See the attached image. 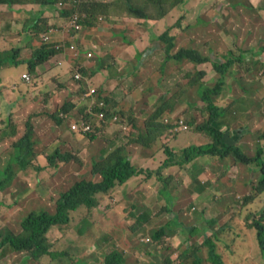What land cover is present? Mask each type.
<instances>
[{"label": "rangeland", "instance_id": "374dc122", "mask_svg": "<svg viewBox=\"0 0 264 264\" xmlns=\"http://www.w3.org/2000/svg\"><path fill=\"white\" fill-rule=\"evenodd\" d=\"M195 1L190 0V3L193 5L187 12L185 21L189 26L194 25V27H197L189 31V34H193L191 39L195 40V44L197 43L198 49L204 55L210 54L209 47L213 40L217 41L218 44H222L219 50L224 51L225 45L221 41L225 42V40L223 37L222 39L214 38L213 34L220 32L221 35L222 30L226 32L234 31L241 38L244 34L249 36L247 33L248 30L255 27H262V23L264 22V12H260L264 0H261L257 5H253L250 0H198L200 2V6L198 7L194 4L198 1ZM63 3L69 4L70 7L75 6L74 1L72 3L63 1ZM225 3L228 4L225 5ZM247 4L249 7L248 10ZM225 6L227 15L229 16L228 20L225 19L227 18L224 11ZM240 8L243 9L240 13H245L236 19ZM12 10L14 9L9 8L6 4H0V51L12 48L13 44L18 43L19 40L24 38L20 30L22 26L24 27V24L26 25L28 23V17H25V14L21 15L20 18H23V20L13 23L12 20H14V17L11 14ZM172 10L173 8L169 9L170 16L174 17L178 12L177 9ZM241 17L244 19L242 22ZM238 19L241 22L239 25L236 24ZM111 20L113 21V28L117 26L115 31H123V27L129 29L132 27L131 25H134L135 30L140 29V34H143L145 31L146 35L150 38V32L152 31L148 29V26L152 23L142 22L139 25L138 22L134 23L132 19L127 18ZM9 21L11 22L9 23ZM172 21L170 20L169 22ZM221 21H229L232 23H230V27L224 28L221 25ZM169 22H164L163 24ZM63 24L65 26V21L60 20L55 23V26H59L60 28L53 26L59 31L60 37L63 36V32L65 35L68 34ZM241 24L245 25L244 34L239 29ZM104 30L105 26L104 28L91 30L87 34L84 31V40L86 42L89 40L93 41L92 36L94 34L101 36L99 33ZM184 37L185 32L181 34L180 41L183 44H188V38L186 37L187 40H184ZM224 44L227 43L225 42ZM26 47L22 50V55L24 54V56H28V52H30V48ZM214 47L216 48L215 45ZM218 53L217 51V55ZM214 59L217 60V56ZM136 64L141 65L139 61ZM147 64L142 65L145 75L148 76L147 79L143 75V77L135 80L138 77L137 73H135L137 70L134 69V65H128L129 70H134L135 72H131L129 78L126 80L122 78L121 80H123L126 86L122 89L117 85L116 90H118L125 103H130L132 105L131 107L142 118L146 116L143 112L162 104L161 98L163 95L167 98L177 96L173 113H171L172 116L170 114L166 115L165 113L161 117V120L164 119L165 122V119L169 118L171 123H174L177 118H182L185 124H187L188 129H176V126L170 125L163 134L166 133L173 138L181 136L183 140L180 144H189L186 141V135L193 133L196 124H193L192 121L202 119L204 103L198 94L199 83H197V80L186 89L181 86H186L191 77H200L198 73L199 68L206 72V75L202 78L200 77L199 80L213 85L214 77L212 76L211 62L199 66L188 62L184 65L183 71L172 70V76H167L166 78H164L165 71L161 73L160 70L167 62L163 64L160 58L156 56L154 62L149 61ZM56 65L58 67H52L47 71H43L42 76L40 78L39 76L37 77L39 81L37 78H33L34 75L29 70H26V64L19 66L9 65L3 67L0 71V76L2 75L3 77L0 81V163H5L11 157L12 145L27 133V124L32 123L33 133L31 138L35 143L34 156H37V159L34 157V165H43L40 166L43 168L42 171H36L35 168H30L26 172L19 171L12 185L3 193H0V228L5 225L15 233L21 231V222L29 213L40 210L51 213L55 212L56 203L61 193L67 191L76 181L83 178L88 180L97 179V176L92 174V162L90 159L80 160L77 156L81 152L80 148L82 146L80 145V148H78L75 138L64 135V131L69 129L68 122L64 120L62 124H57L52 115L55 110L61 109L63 100L67 98L66 95L68 92L75 99H78L82 95V90L73 80L71 71H64L62 69L63 66ZM245 67H247V64H244L243 67L238 66L235 68V72L232 75L227 73L224 87H228L229 82H231V88L223 92V97L227 103H229L228 96L230 93L234 95L242 92L241 87L246 86L243 84L249 82L250 79ZM25 72L31 75L30 81H26L22 77V74ZM62 73L63 78L59 79ZM188 73H190V76L186 75ZM260 73L264 74V72L258 71L257 69L252 75L261 76ZM142 74L141 72L140 75ZM61 81H63V86L60 84L62 83ZM263 92L264 89L262 90V94H264ZM113 103H115V106L111 109L117 112L121 110L126 112L128 110L126 104L123 107H118L117 102ZM240 105L242 104L240 103ZM259 119V114L253 113L249 121H258ZM109 133L111 140L117 138L115 133ZM231 136L234 138V135ZM88 142L90 140L85 139L83 144H89ZM148 142H152V144H166L159 137L155 140H147L145 143ZM162 149L164 150V148ZM56 150H60L63 154H69L72 161L62 163V161L57 160L56 162L59 168L50 167L47 157L53 155ZM126 152H128L127 148ZM40 155H43L44 158L38 161ZM92 155L94 161H98L100 151L93 152ZM177 155L179 154L177 153ZM206 155L211 156V154ZM157 157L165 162L168 158V153L160 152ZM139 165L144 167V169L151 167L149 161H143ZM44 168L46 169L44 170ZM181 174L185 177L187 176L184 172H181ZM144 180V178L140 177L136 180V183L141 184ZM127 187H131V184L125 185L120 191L117 189L114 190L112 192L114 194L113 198H109L108 200L111 208L117 207L123 209L120 213L115 211L118 214L115 218L110 219L107 216L106 209H104L105 205H102L96 211L80 209L72 215L69 225L50 230L47 238L49 240L50 251L56 254L54 259L50 256H44L41 259V263V261H33L27 253H15L9 247H6L4 250H0V264H61V257L65 254L73 258L68 264H79V260L84 264H102L105 253L108 254L114 249L122 250L125 253V264H191V255L197 248H201L200 251L204 257L207 256V248L203 245L204 237L202 235L195 237L180 235L179 242L173 246L165 239V235H171L166 230V233H164V236L160 240H154L153 236L165 227L163 225V218L166 214L159 215V209L154 207L156 214L153 218H149L145 222H139V215L137 213L141 208H136L132 202L126 207L123 199L127 194ZM243 196L244 193H241L239 196L236 195L231 198V213L240 210ZM219 197L217 195L218 199ZM217 198H214V202H217ZM261 203L260 197L258 196L257 201H255V206ZM153 204L156 205V201ZM193 207L188 208V211ZM195 211L205 213L207 215L206 220H218V224L208 230V236H212L231 215V213L218 212L212 204H206L203 207L197 208ZM188 214H190L188 216L189 218L195 217L193 210ZM170 218L171 215H168L166 224ZM244 222L241 220V224H244ZM245 230L247 235L240 238L227 237L225 233L218 235L216 238L217 252L225 259L226 264H264V255L261 253L256 234L252 232L253 229L250 227H245ZM177 232L181 231L178 230ZM219 239L221 241H218ZM186 240L191 242L193 250L185 255L181 261V247Z\"/></svg>", "mask_w": 264, "mask_h": 264}, {"label": "trees", "instance_id": "16d2710c", "mask_svg": "<svg viewBox=\"0 0 264 264\" xmlns=\"http://www.w3.org/2000/svg\"><path fill=\"white\" fill-rule=\"evenodd\" d=\"M63 1H69L71 3L74 1L75 6H73L72 9L65 8L61 10V13L56 12L60 17L58 21L64 20L66 23L72 18L74 12H79V14H81L78 20L80 30L76 31L75 28L71 27L72 30L64 38L51 35L49 40H45L44 37L47 34H51L50 31L58 21L50 23L48 19L31 16L28 23L26 25L24 24V27L22 26L20 30L24 38L19 40L18 43L13 44L12 48L0 51V71L3 67L9 65L19 66L21 64H26V70H29V72L34 75L33 78L36 79L38 76L39 78L42 76V72L47 67H58L56 65L58 64L59 66H63V68H61L64 71H71L73 80L80 86V89L83 90L88 87L87 76L91 72L102 70V67L98 68V70L97 67L94 68L98 65V63H96L98 61L97 53L100 51L97 50V46H95L96 49L92 50L93 55L91 57H88L87 55L95 44H93L92 40H89L88 42L84 40V31H86L87 34L93 28L100 29L104 26L103 24L108 17L116 20H120L118 18L122 17H129L134 23L138 22L139 25L142 22L148 24L152 23L148 26V29L152 31H149V43L145 46L143 45L142 40L137 41L139 38H137L138 33L125 35L124 33H121L122 31H115L116 34L120 32V35H122L120 36L121 43L118 44L119 48H125L122 53H115L113 56L120 57V55H123L126 64L134 65V69L137 71L142 65H148L147 63L149 61L154 62V59L158 56L163 64L167 62V64H164L160 70L161 73L165 71L164 78H166L167 66H172V69L176 71H183L184 65L188 62H191L196 66L211 62V71L213 72L212 76L214 77L213 85L201 82L199 79L200 77H204L206 72L199 68L198 73L200 77H191L187 82V85L184 84L186 86H181L186 89L196 80L197 83H199L198 94L204 103L202 108L203 114L201 120L195 119L192 123L196 124L194 131L207 136L209 142L200 146H189L188 148L183 149L179 155L166 147L165 151L168 153V158L162 164L161 168L170 165L184 166L196 157L205 154L218 156L220 159L232 157L234 161L243 164H256L257 167L260 168L261 177L259 178L257 185L254 186V190L259 194L260 201L263 203V147L259 148L254 157H250L237 144V134L231 133V135H234V138H232V136L228 135L230 132L224 131L222 128L223 125L230 122L229 117L232 115H229L228 110L232 109V106L238 100V93L231 96V101L229 103H227L223 97V92L226 89L231 88L230 83L228 87H224L226 84V75L227 73L232 75V73L235 72V68L238 66L243 67L244 64H247L245 69L252 72L257 70L254 69L256 65H261L262 67L259 57L260 55L258 54L259 51H255L254 49H239L238 51L236 48L232 47H225L224 51H220L219 48L222 44L217 43V50L211 48L209 52L210 54L204 55L198 48L190 47L187 44L180 42L179 39L181 34L188 28L185 23V15L191 8H187L188 5L191 6L190 0H0V4H6L9 8L13 9L18 4L34 3L38 4L41 8L44 7L42 10H46L61 7ZM79 1L82 2L79 3ZM199 1L197 2V7L200 6ZM171 8H173V10L177 9V12L179 13L177 21L169 22L172 20L168 16L170 13L169 9ZM248 9L249 7L247 4V10ZM223 18L225 17L223 16ZM239 19L236 23L238 25L244 21L242 17L241 22H239ZM164 22L169 23L163 24ZM230 23L232 22L221 21V25H223L224 28L230 27ZM131 26L132 30H135L134 25ZM244 28V24H241L239 27L240 32L243 34ZM123 29L128 30L124 27ZM248 32H250V30H248ZM186 33L187 32H185V34ZM110 43H112V41H110ZM26 45L30 48L28 56H24V54L22 55V50ZM71 45H75V47L72 48ZM132 46H134L135 53L131 50ZM217 51L220 54L218 53L217 55ZM216 56L218 58L217 60L214 59ZM109 59V62H111L114 57ZM61 60L63 62H61L62 64H59ZM71 60L72 62H70ZM114 61L118 65L117 71L121 70L125 73H130L132 71L129 70L130 68L128 65L126 69L119 68L120 65L117 60ZM135 61H139L141 65L136 64ZM107 66H109V64L105 67ZM77 71L81 73V77L76 79L75 75ZM137 71L135 72L133 70L135 73H138ZM117 75L119 77L122 76L121 74ZM186 75L190 76V73ZM39 78H37L38 81ZM2 79L3 77L1 75L0 81ZM61 82L62 83L60 84L62 85L63 81ZM98 94L105 99L106 105L103 107L105 110L113 108L115 106V103L113 102H117L116 104L119 106L121 102L124 101H121L118 98L115 99V90L107 93L104 88L100 87L98 89ZM161 99L162 104L156 106L155 111H153L142 122L136 117V115H134L135 110L133 107L130 108L132 111L127 110L125 112L121 110L119 112L121 115L120 122L127 125L125 134L127 139L126 144L137 143L148 146V144H152V142L145 143L147 140L151 141L155 140L157 137L160 138L161 134L169 128L170 124L163 122L161 117L165 113H173V107L176 103L177 96L167 98L163 95ZM74 107L75 105L72 102H66L60 110L55 111L52 115L56 120V123L62 124L64 121L59 115L60 111L70 113ZM88 117L90 120L92 119L90 115H88ZM27 127V133L12 145V152L10 153L11 157L5 163H0V193H3L12 185L17 178V173H19V171L26 172L30 168H35L36 171L43 170L42 167L34 165V157L36 158V155L34 156L35 143L31 138L33 133L32 123H28ZM242 130L245 131L247 129L242 128ZM126 144L116 146L110 153L104 156L102 160L94 161L92 173L94 175H99L101 180L97 182L86 179L76 181L67 191L61 193L60 198L56 203L55 212L50 213L40 210L29 213L21 222V231L19 233H15L3 225L4 227L0 228V250L9 247L12 252L22 254L27 253L33 261L37 262H40L44 256H50L54 259L56 254L50 251L49 240L47 238L50 230L69 225L72 215L80 209L92 211L95 208H98L102 201L105 200V196L113 189L126 184L129 180L141 173V170H138L137 167L132 164L129 155L126 152ZM57 160H62L64 162L68 161L69 156L63 154L60 150H56L53 155L47 157L49 166L54 168L57 167L58 169L59 166H57ZM45 169L46 168H44V170ZM245 196L246 195L243 196L244 203L242 204L240 212L234 211V213H231L229 204L226 213H231V215L227 218L225 223H223L222 226L212 234V236H208L207 232L218 224V220L216 219L208 221V226L200 228V230L196 227L192 230H189L186 227L182 229L184 234H191V236L202 234V237H204L203 245L207 248L206 257H204L200 251L201 248H197L193 251L191 255V264H226L225 259H223V257L217 252L216 238L218 235L224 233L232 238L246 236L245 227H250L255 230L261 253L264 255V206H262V203L255 207L247 206V204L251 202L250 200L254 197V191L246 197ZM245 208L247 209L245 210ZM149 218L148 214L142 213L138 217V221L145 222ZM240 218H244L246 226L241 224ZM175 221L176 220H174V222ZM164 231L165 229H161L156 233L153 236L154 240L162 238ZM218 241L221 240L219 239ZM181 250H183L181 253L182 261V258L193 250V245L189 247L182 246ZM61 259V264H68L73 258L68 256V254H65ZM79 264L84 263L79 260ZM102 264H125V253L119 249H114L108 254L105 253Z\"/></svg>", "mask_w": 264, "mask_h": 264}, {"label": "crops", "instance_id": "0c3cea01", "mask_svg": "<svg viewBox=\"0 0 264 264\" xmlns=\"http://www.w3.org/2000/svg\"><path fill=\"white\" fill-rule=\"evenodd\" d=\"M250 1L253 3V5H257L261 0ZM194 4L197 5L198 3ZM192 5L193 4L191 3V6L188 5L187 7H192ZM261 6L262 7L260 8V12H264V3ZM13 9L14 10H12L11 13L14 17L13 22L22 21L23 18L20 17L24 14L25 17H28V20L29 18H31V16H41L44 19H48L50 23H55L60 18L56 14V12L59 13L57 9L42 10L40 9V6L38 4L33 3L18 4ZM170 15L171 14H169V17L173 21H175L177 17H179V13H177L174 17ZM122 18L129 19V17ZM226 19L228 20L229 18L227 17ZM10 22L11 21H9V23ZM105 22L106 24H103L105 26V30L99 33V35L101 36H96V34L92 36V38L94 39L93 44H96L97 50H100L97 53L98 61L96 63H98V65L94 68L97 67L98 70V68L102 67V70L98 72H91L87 76V79L92 87L104 88L107 93L115 90V99L118 98L122 101V96H120V93L118 92V90H116V86L118 85L123 89L126 86L123 83V80L128 79L130 73L133 71H131L130 73H125L121 70L117 71L118 65L114 60H117V62L119 63V68L126 69L127 65H129L124 61L123 55H120V57L113 56L115 53H122L125 47L119 48L118 44L121 43L120 36L122 35H120V32H118L117 34L115 33L114 29H116L117 27L114 26L113 28L112 20L110 19V17L106 18ZM185 23L186 25H188L186 21ZM104 26L102 27L104 28ZM196 28L197 27H194V25H190V27L187 28L185 32L191 31ZM95 29L98 28H93L92 30ZM121 33H124L125 35L138 33L137 38H139L137 41L142 40L144 46L149 43V36L146 35L145 31L143 34H140V29H123ZM248 34L249 36H247V34H244L241 38H239L234 31L226 32L225 30H222L221 35L220 32H218V34H213V37L221 39L223 37L227 44H224V41L221 42L223 43V45H225L226 48L232 47L236 48L238 51L239 49H254L255 51H259L258 54L260 55L259 57L262 63V67L261 65H256L254 69L259 68V71L264 72V22L262 23V27H255L253 29H250V32H248ZM190 36H193V34H190ZM186 37L187 36L184 37V40H187ZM110 41H112V43H110ZM188 42L194 43V45L192 46L198 48L196 45L197 43L195 44L194 39L188 40ZM211 43L212 44L209 49L213 48L217 50V41L213 40L211 41ZM213 43L216 48L214 47ZM131 50L134 51V46L131 47ZM112 57H114V59L109 62V58ZM108 64L109 66L105 67ZM172 68V66H167L166 77L172 76ZM48 69L49 67H47L45 70L47 71ZM137 72L138 77L135 78V80L139 79V77H143V75L146 79L148 78V76L145 75L142 66L138 69ZM141 72L143 73L142 75H140ZM253 72L247 71L250 80L249 82H245L243 84L246 86L241 87L242 92L238 93V100L232 106V109L228 110L229 115H232L231 117H229L230 122L223 125V130L230 132V134L228 133L229 136H231V133L237 134L238 145L250 157H254L260 147H263L264 150V94H262V90L264 89V74L260 73L261 76H255L252 75ZM117 74H121L122 76L119 77ZM59 78H63V73L59 76ZM122 78L124 79L121 80ZM229 83L231 84V82ZM70 89H72V87H70ZM232 95L233 94L230 93V95L228 96L229 102L231 101ZM66 97L67 98L63 100L62 105L65 104L66 101L72 102L75 105V107L72 108L73 111L70 113L69 120H76L81 118V112L79 111V109L84 102L82 95H80L78 99H75L73 95H70V93L68 92ZM91 100V98L87 99L89 104H91ZM240 103L243 106L240 105ZM125 104L128 106V110L132 111L130 109L132 105L130 103H125V101L121 102L120 107H123ZM155 109L156 108L148 109L143 112V114H146L144 118L139 116L136 111L134 115H136V117L142 122L153 111H155ZM253 113H258L260 119L258 121L250 122L249 120ZM115 127L116 126H112V128ZM242 128L247 130L244 131L242 130ZM109 132L115 133L117 138L111 140V138L109 137ZM64 135L67 137L75 138L76 144H78V148H80V145L82 146V148H80L81 152L77 155L78 158L80 160L90 159L92 163L94 162V157L92 155L93 152L100 151V155L98 158L99 161L100 159H102V157L110 153L111 150H113V148H115L116 146L127 143L126 135L124 137H119L118 133L113 132L112 130L101 132L93 139H91L90 142H88L89 144L86 145L83 144L86 137L79 136L72 131H69V129L64 131ZM186 137V141L189 142V144H180V142H182L183 140L181 136L173 138L166 133L163 135L161 134L160 136L162 141L166 144H148V146L143 144H126L129 158L132 160L133 164L137 166V168L142 167L139 165V163L143 161H149L151 163V167H149V169H144V167L138 168L141 170V173L129 180L126 184L113 189L105 198V200L102 201L98 208H100L102 205H105L104 209H106L107 216L110 219L115 218L118 215L116 212L120 213L123 209L117 207L111 208V206H109L108 204V200L109 198H113L114 194L112 192L114 190L117 189L118 191H120V189L125 185L131 184V187L126 188L127 194L123 197L126 207L129 206V204L132 202L134 203V206H136V208H141V210L138 211L137 215L145 213L148 214L150 218H153V216L156 214L155 208L159 209V215L166 214V216L163 218V225L168 228V232L170 231V229L172 230V227L174 231H172L173 233L171 235H165V239L173 246H175L179 242L180 235L194 237L190 234H184L182 230L184 227L188 228L189 230H192L193 227H196L200 230V228H205L208 226L207 222L209 220L205 219L207 218V215H205V213L203 212H196L195 210L197 208L203 207L206 204H212L218 212L226 213L227 209L229 208V204L232 203V197L236 195L239 196L241 193H244V195H249L252 193L254 185L258 183V180L261 177L260 168L257 167L256 164H243L234 161L232 157L220 159L218 156H207L205 154L202 156H198L196 159L185 164L184 166L170 165L165 169L161 168L164 161L160 160L157 155L160 152H165V150L162 149L165 146L169 147L174 152H179L183 148L192 145L199 146L209 142V139L205 135L198 132L188 134L186 135ZM41 158H44V156L40 155L38 157V161H41ZM181 172L186 173L187 176H183ZM140 177L144 178L145 180L141 184H137L136 180H138ZM217 195L220 196L219 199L217 198ZM214 198H217V202H214ZM257 199L258 197L256 196L254 199L250 200L251 202H249L247 206L255 207V201H257ZM155 201L156 205L153 204ZM243 203L244 200L241 201L240 210L237 212L241 211ZM193 205L195 206L193 207ZM191 206L195 209L193 210L192 208L195 217L189 218L188 216H190V214L188 213H191V211H188V208H190ZM262 206H264V201L262 203ZM112 207L114 206L112 205ZM98 208L94 210L96 211ZM246 209L247 208H245V210ZM168 215H171V218L166 224ZM173 219L176 220L175 222L178 226L175 222L172 223ZM241 220H243L244 222V218H240V222ZM243 225H245V222ZM178 230H180L181 232H177ZM252 232L256 234L255 230H253ZM225 235L229 237V235H227L226 233ZM104 238L106 239V237ZM187 245H191V242L189 240H186L183 244L184 247ZM182 251L183 250H181V252Z\"/></svg>", "mask_w": 264, "mask_h": 264}, {"label": "clouds", "instance_id": "9594fccd", "mask_svg": "<svg viewBox=\"0 0 264 264\" xmlns=\"http://www.w3.org/2000/svg\"><path fill=\"white\" fill-rule=\"evenodd\" d=\"M34 4V3H33ZM228 3H225V5H227ZM243 4V3H242ZM243 6H244V4H243ZM65 8H68V9H72V7H70V5L69 4H65V3H62V6L61 7H59V8H57L56 7V9L58 10V12H60L61 13V10H63V9H65ZM40 9H44V7L43 8H41L40 7ZM218 9H221V8H218ZM224 11H225V14H226V16L229 18V16L227 15V11H226V6H225V8H224ZM243 11V9L242 8H240L239 9V14L236 16V19L238 18V17H240L241 15H243V13H240V12H242ZM74 13H78L79 14V12H74ZM73 13V14H74ZM79 15H81V14H79ZM39 17H41V16H39ZM179 17H177V19H178ZM185 18H186V15H185ZM216 18H218V17H216ZM177 19H176V21H177ZM199 20V19H198ZM218 20V19H217ZM188 26V28L190 27L189 25H187ZM68 27V22H66V24H65V26H64V28H65V31L66 32H68V30H69V28H67ZM53 29L55 30V33L54 34H52V35H54V36H60V34H59V31L56 29V28H54L53 27ZM63 34H64V32H63ZM65 35V34H64ZM66 36V35H65ZM65 36H62L61 38H64ZM185 36H187V38H188V40H192L191 39V36H190V34H189V31H187V33L185 34ZM181 39V38H180ZM180 39H179V41H180ZM188 40H187V42H188ZM181 42V41H180ZM189 44H191L190 45V47H194V46H192V45H194L193 43H191V42H188V46H189ZM95 46L96 45H94L93 46V48L91 49V50H93V49H96L95 48ZM196 48V47H195ZM90 50V51H91ZM201 51V50H200ZM202 52V51H201ZM203 53V52H202ZM61 62H63L62 60L59 62V64H62ZM22 76H23V74H22ZM30 77H31V75H30ZM75 78H76V75H75ZM77 79V78H76ZM25 80V79H24ZM87 84H88V87L87 88H85V89H83L81 92H82V97H83V104H82V106H81V108L79 109V111L81 112V118H79V119H76V120H69L70 119V113L73 111V110H71L70 111V113H65L64 111H60L59 112V115H60V117L63 119V120H65V121H67L68 122V124H69V129H70V131L72 130L73 131V133H77L79 136H83V137H86V139L87 140H91V139H93L95 136H97L98 134H100L101 132H106V130H112L113 132H117L118 133V135H119V137H124L125 136V134H126V129H127V125H126V129L125 130H122L121 129V127L119 126V124H123V123H121L120 122V118H121V115L119 114V112H117V111H115V110H113V109H109V110H105L103 107H105V105H106V102H105V99L104 98H102V97H100V95L98 94V89L100 88V87H92L91 85H90V83H89V81L87 82ZM76 85H78V84H76ZM79 86V85H78ZM80 87V86H79ZM91 89L92 90H94V92L93 93H90V91H91ZM88 98H91L92 100V102H91V104H89L88 103V101H87V99ZM95 100H97V103H95L94 101ZM100 100H103L104 101V104L102 105V106H100L99 104H98V101H100ZM64 105V104H63ZM62 105V106H63ZM118 107H120V105L118 106ZM62 108V107H61ZM58 110H60V109H57V110H55V111H58ZM100 111H104L105 113H106V117H105V120H101L99 117H98V113L100 112ZM88 115H90L91 116V120L89 119V117H88ZM114 115H117L118 116V121H117V123H113V116ZM166 115H168V113H166ZM170 116H172L171 114H170ZM163 122H164V119L162 120ZM81 122H87V123H90L91 124V126H92V130H90V131H82V130H77V129H73L72 128V125L73 124H75V123H81ZM165 123H168V124H170V125H174V126H176L177 128L176 129H183V130H187L188 129V126H187V124H185V121L182 119V118H177L176 120H175V122L174 123H171V121H170V119L169 118H166L165 119ZM112 126H116L115 128H112ZM223 128V127H222ZM195 129V128H194ZM193 132H197V131H194L193 130ZM204 135V134H203ZM88 136V137H87ZM91 136H92V138H91ZM207 137V136H206ZM208 138V137H207ZM237 144H238V142H237ZM86 145V144H85ZM200 146V145H199ZM165 148H166V146L164 147V150H165ZM169 148V147H168ZM186 148H188V147H186ZM183 149H185V148H183ZM182 149V150H183ZM182 150H180L179 152H176V153H180ZM166 152V151H165ZM258 152V151H257ZM67 156H69V160L68 161H62V160H60V161H62V163H67V162H70V161H72V158H71V156L69 155V154H67ZM197 158V157H196ZM195 158V159H196ZM36 159H37V156H36ZM102 159H103V157H102ZM102 159H100V160H102ZM194 160V159H193ZM192 160V161H193ZM191 162V161H190ZM189 163V162H188ZM40 166H43V165H40ZM92 169H93V163H92ZM261 172V171H260ZM93 174V173H92ZM94 175V174H93ZM94 176H97L96 178L97 179H93V180H91V181H94V182H97V181H100L101 180V177L99 176V175H94ZM99 178H100V180H99ZM83 179H85V178H83ZM86 180H88V179H86ZM257 185V183L254 185V186H256ZM254 191V197H253V199L257 196H259V194L258 193H256L255 192V190H254V187H253V190H252V192ZM96 209V208H95ZM193 210H195L194 208H193ZM191 211H192V208H191ZM48 212V211H47ZM51 213V212H50ZM141 215V214H140ZM139 215V216H140ZM138 216V217H139ZM213 220V219H212ZM209 221H211V220H209ZM174 222V219H173V221H172V223ZM172 223H171V226H172ZM193 228H195V227H193ZM55 229V228H54ZM163 229H165V231H164V233H166V230H167V232H168V228L167 227H163ZM254 230V229H253ZM172 231H174L173 230V227H172V230L170 229V231L168 232L169 234H172L173 232ZM191 235V234H190ZM198 235H202V234H198ZM164 236V235H163ZM162 236V237H163ZM195 237V236H194ZM158 240H160V239H158ZM147 241H149V240H147ZM188 247L189 246H191V245H187Z\"/></svg>", "mask_w": 264, "mask_h": 264}, {"label": "built area", "instance_id": "2783aa9c", "mask_svg": "<svg viewBox=\"0 0 264 264\" xmlns=\"http://www.w3.org/2000/svg\"><path fill=\"white\" fill-rule=\"evenodd\" d=\"M79 17L80 15L78 13H74L72 18L70 20H68V27L69 30L67 33H70V31L72 30L71 27L75 28L76 31H79L80 30V24L78 23V20H79ZM51 34H47L44 39L45 40H49L51 35L55 33V30L52 28V30L50 31ZM63 36H65L63 34ZM72 48L75 47V45H71ZM88 57H91L93 55L92 53V50L89 51L87 53ZM26 81H30L31 77H30V74L25 72L23 73V76H22ZM81 77V73L79 71L76 72V78H80ZM94 90L91 89L90 93H93ZM95 103H97V100L94 101ZM98 104L100 106H102L104 104V101L103 100H100L98 101ZM98 117L101 119V120H105V117H106V113L104 111H100L98 113ZM118 116L117 115H114L113 116V123H117L118 121ZM119 126L121 127L122 130H125L126 129V125L123 123V124H119ZM72 128L73 129H77V130H82V131H90L92 130V126L90 123H87V122H81L80 124L79 123H75L72 125Z\"/></svg>", "mask_w": 264, "mask_h": 264}]
</instances>
